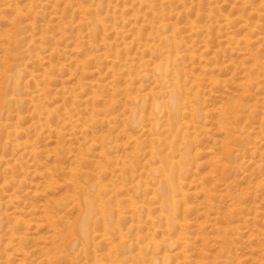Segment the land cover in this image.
I'll list each match as a JSON object with an SVG mask.
<instances>
[{"label":"rangeland","instance_id":"rangeland-1","mask_svg":"<svg viewBox=\"0 0 264 264\" xmlns=\"http://www.w3.org/2000/svg\"><path fill=\"white\" fill-rule=\"evenodd\" d=\"M0 264H264V0H0Z\"/></svg>","mask_w":264,"mask_h":264},{"label":"bare ground","instance_id":"bare-ground-1","mask_svg":"<svg viewBox=\"0 0 264 264\" xmlns=\"http://www.w3.org/2000/svg\"><path fill=\"white\" fill-rule=\"evenodd\" d=\"M161 68L162 67L159 66L157 69H159V72L163 75H167L168 73H171L174 71L173 67L170 65H166L162 69ZM173 86H174V84H173ZM159 107L167 109V111L169 113L170 122L174 123L176 120L175 117H176L177 112L179 110L177 95H174V96L171 95L169 101L160 103ZM164 143L168 144L171 148L173 147V140L172 139L167 140V141L165 140ZM159 144H162V143H159ZM185 159H188V152H183L181 154V160L183 161ZM180 165H181V162H179L178 164L176 162V164H174L171 161L170 157L168 155H165L163 158V167L157 170L159 180H160V186H161L159 201H160V204L162 207V212L164 214L163 217H164L166 224H167V227L169 229H173L175 227V224H176L175 220H174V218H175L174 216L178 211V206H177V202H176L174 197H175L176 191L179 188H178L177 184H175L176 181L174 182V179H175L176 175L181 171ZM101 212L103 214L105 223L111 222L113 220V218L115 217L113 215V213L111 212V210L109 209V206H107V205L101 206ZM120 218H121L120 216L117 217V219H120ZM168 232H169V230H168ZM84 233L86 234V232H84ZM152 244H154V243H152ZM173 244H175V243H173ZM169 246H170V243H169Z\"/></svg>","mask_w":264,"mask_h":264}]
</instances>
